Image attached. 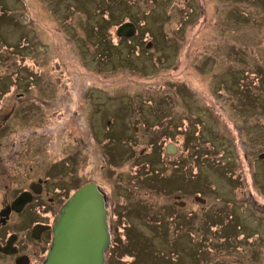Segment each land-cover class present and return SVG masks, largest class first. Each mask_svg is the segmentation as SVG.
I'll use <instances>...</instances> for the list:
<instances>
[{"label": "rangeland", "instance_id": "1", "mask_svg": "<svg viewBox=\"0 0 264 264\" xmlns=\"http://www.w3.org/2000/svg\"><path fill=\"white\" fill-rule=\"evenodd\" d=\"M2 12V184L28 139L31 160L69 156L101 183L116 264H264V0H0ZM125 22L132 36L117 34Z\"/></svg>", "mask_w": 264, "mask_h": 264}, {"label": "flooded vegetation", "instance_id": "2", "mask_svg": "<svg viewBox=\"0 0 264 264\" xmlns=\"http://www.w3.org/2000/svg\"><path fill=\"white\" fill-rule=\"evenodd\" d=\"M243 80L245 79L241 78ZM263 80L264 74H261L259 84ZM246 88L250 87L243 84L242 92L247 93ZM262 89L264 90L263 87ZM259 96L260 94L256 97ZM17 109L15 105L11 111L17 112ZM75 113L78 114V111ZM6 123L7 120L0 123V130ZM113 124L109 122L111 129ZM132 128L137 129L138 126L133 125ZM1 134L2 131L0 137ZM240 136H243L242 133ZM13 147H16L15 143ZM38 150L39 144H30L28 139L20 141L11 158V168L17 171V176L11 178L12 175H7L9 184H2V180L6 179L0 177V264H44L53 244L58 216L71 196L87 184H95L104 196L110 234V245L105 252L104 264H116L113 257L117 239L116 212L101 183L95 178L84 179L83 176H78L69 156L55 161L31 160L30 157L36 155ZM261 151L262 159L257 162L264 161V149ZM146 152L142 150L139 157L148 156L149 153ZM166 152L171 154L167 150ZM246 160L249 161L247 158ZM0 171H5L1 165ZM22 176L25 177L23 182ZM238 178L237 186L240 189L246 184L248 186L247 180ZM178 197L180 196H175Z\"/></svg>", "mask_w": 264, "mask_h": 264}, {"label": "water", "instance_id": "3", "mask_svg": "<svg viewBox=\"0 0 264 264\" xmlns=\"http://www.w3.org/2000/svg\"><path fill=\"white\" fill-rule=\"evenodd\" d=\"M135 29L132 22H125L119 25L117 34L132 36ZM152 45L149 42L146 47ZM175 148L170 144L167 151L173 154ZM196 198L206 202L201 196ZM109 245L104 196L95 184H87L71 196L58 216L53 244L44 264H104Z\"/></svg>", "mask_w": 264, "mask_h": 264}, {"label": "trees", "instance_id": "4", "mask_svg": "<svg viewBox=\"0 0 264 264\" xmlns=\"http://www.w3.org/2000/svg\"><path fill=\"white\" fill-rule=\"evenodd\" d=\"M4 16H7V15L5 14V12L0 13V18H2V17H4ZM109 18H110V16H108V19H109ZM259 97H260V96H259ZM151 175H152V173H151ZM153 175H154V172H153ZM160 223H163V224H164L163 221H161ZM161 257H165V256L161 255Z\"/></svg>", "mask_w": 264, "mask_h": 264}, {"label": "bare ground", "instance_id": "5", "mask_svg": "<svg viewBox=\"0 0 264 264\" xmlns=\"http://www.w3.org/2000/svg\"><path fill=\"white\" fill-rule=\"evenodd\" d=\"M170 144H174V143H170ZM174 145H175V144H174ZM167 147H168V146H167ZM175 147H176L175 149H177V146H176V145H175ZM175 151H176V150H175ZM173 154H174V153H173ZM206 203H207V201H206Z\"/></svg>", "mask_w": 264, "mask_h": 264}]
</instances>
